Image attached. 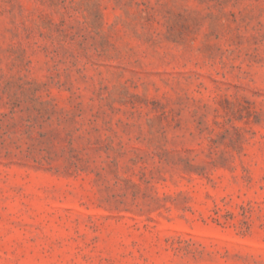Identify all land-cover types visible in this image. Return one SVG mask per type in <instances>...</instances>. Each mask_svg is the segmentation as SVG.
Instances as JSON below:
<instances>
[{"label": "rangeland", "instance_id": "1", "mask_svg": "<svg viewBox=\"0 0 264 264\" xmlns=\"http://www.w3.org/2000/svg\"><path fill=\"white\" fill-rule=\"evenodd\" d=\"M0 264H264V0H0Z\"/></svg>", "mask_w": 264, "mask_h": 264}]
</instances>
